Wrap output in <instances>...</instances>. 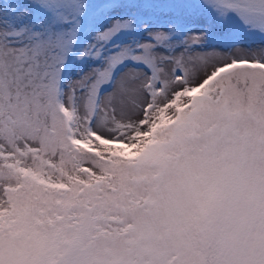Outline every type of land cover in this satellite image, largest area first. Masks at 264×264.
Here are the masks:
<instances>
[{
	"label": "snow or ice",
	"instance_id": "snow-or-ice-1",
	"mask_svg": "<svg viewBox=\"0 0 264 264\" xmlns=\"http://www.w3.org/2000/svg\"><path fill=\"white\" fill-rule=\"evenodd\" d=\"M0 264H264V0H0Z\"/></svg>",
	"mask_w": 264,
	"mask_h": 264
}]
</instances>
